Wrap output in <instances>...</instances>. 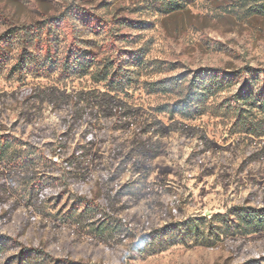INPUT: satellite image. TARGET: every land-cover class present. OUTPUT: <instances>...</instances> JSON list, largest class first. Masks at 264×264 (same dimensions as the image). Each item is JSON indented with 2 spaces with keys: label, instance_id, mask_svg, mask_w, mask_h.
Wrapping results in <instances>:
<instances>
[{
  "label": "rangeland",
  "instance_id": "rangeland-1",
  "mask_svg": "<svg viewBox=\"0 0 264 264\" xmlns=\"http://www.w3.org/2000/svg\"><path fill=\"white\" fill-rule=\"evenodd\" d=\"M158 2L0 0V36L39 28L41 47L57 49V66L10 76L11 38L0 65V264H264V233L162 250L148 238L264 208V117L233 108L262 94L264 0H188L169 13ZM67 51L94 62L63 73ZM136 54L144 66L134 71ZM104 63L130 71L129 85L111 91ZM195 75L222 87L192 119L169 112L178 92L149 86Z\"/></svg>",
  "mask_w": 264,
  "mask_h": 264
},
{
  "label": "trees",
  "instance_id": "trees-1",
  "mask_svg": "<svg viewBox=\"0 0 264 264\" xmlns=\"http://www.w3.org/2000/svg\"><path fill=\"white\" fill-rule=\"evenodd\" d=\"M187 1L159 0L158 6L161 12L169 13L182 9L186 6ZM39 30V28L33 30V27H30V30L26 28H12L0 36V65L3 64L5 58H7V53L10 52L11 38H16L19 46L15 64L8 71V75L12 76L24 72L27 74L29 68L45 72L50 67L57 66V58L53 53H56L57 49L52 47L50 42H46L45 49L41 47L43 41L40 39ZM66 54L67 57L61 64L63 73L75 74L76 70L85 73L90 68V63L94 62L93 59L88 60V53H83V51H67ZM142 66H144V59L141 55L136 54L127 67L133 68L136 71L142 68ZM119 67V65L114 67V63L99 65V70H101L98 73L99 80L105 82L111 91L122 90L132 80L128 76L130 71H128V74H123ZM158 68V70H161V67L158 66ZM131 74H134V72H131ZM149 86L154 93L166 95L178 92L180 99L177 103L170 106L169 112L183 119H192L204 113L206 101L213 93L221 89L222 80H218L215 75L208 77L207 80H203L201 75H195L185 84L180 77H170L150 83ZM235 104L233 108L237 117L242 118L244 113L252 112L253 110L256 115L264 117V86L262 94L257 93L256 97L254 93L248 92L245 98ZM244 124L247 134L256 135L253 123L246 119ZM7 148L8 143H0V154L3 155L7 151ZM260 233H264V208L237 206L230 208L223 214H214L210 218L189 219L176 225L173 229L157 231L148 238L151 240L152 246H154L156 241L158 242V248L162 250L167 245L181 243L187 239L194 242L203 241L208 243L227 237L248 236ZM165 242L166 245L163 246ZM25 252H28L25 256L32 254V251L29 250Z\"/></svg>",
  "mask_w": 264,
  "mask_h": 264
}]
</instances>
